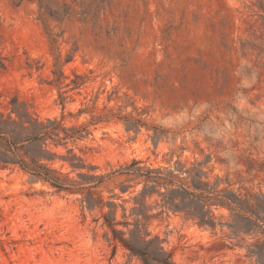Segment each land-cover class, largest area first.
<instances>
[{
	"label": "rangeland",
	"instance_id": "rangeland-1",
	"mask_svg": "<svg viewBox=\"0 0 264 264\" xmlns=\"http://www.w3.org/2000/svg\"><path fill=\"white\" fill-rule=\"evenodd\" d=\"M12 108L74 139L46 142L58 189L0 136V264H142L105 219L173 264H264V0H0Z\"/></svg>",
	"mask_w": 264,
	"mask_h": 264
},
{
	"label": "trees",
	"instance_id": "trees-1",
	"mask_svg": "<svg viewBox=\"0 0 264 264\" xmlns=\"http://www.w3.org/2000/svg\"><path fill=\"white\" fill-rule=\"evenodd\" d=\"M61 132H63V136H61ZM0 136L5 138V143L10 147L8 151L13 154H15L14 149L18 146L37 148L38 153H30L28 156L41 170H31V172L41 177L44 181L49 182L55 188L67 189V187H63L64 184L60 182V177L62 176L48 169L47 165L44 163L45 161H53L54 158V154L47 149V141L57 146L61 141H65L63 143V145H65L68 140L74 139V135L66 133L56 120L40 119L27 110L18 111L12 108L6 118L2 115L0 116ZM68 152L71 153V151ZM72 158L73 160L78 159L74 155ZM73 160L68 159L66 162H68L72 169H76L78 167L73 163ZM0 163L7 164L6 161H2L1 159ZM21 166L27 169L23 163H21ZM104 224L111 229L113 240L120 242L131 255L137 256L142 264H173L169 254L165 253L160 246H156L153 241H145L137 236V239H139L141 243V247L136 249L135 247H131L127 243V240L118 236H123L124 234L116 231L113 227L114 225L108 221V219H105ZM199 225H202V221H200ZM133 233H135V230L131 231L130 235Z\"/></svg>",
	"mask_w": 264,
	"mask_h": 264
}]
</instances>
